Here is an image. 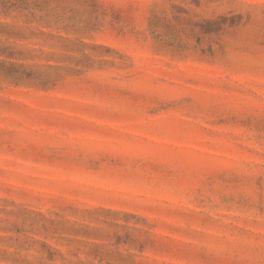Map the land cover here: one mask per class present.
I'll use <instances>...</instances> for the list:
<instances>
[{
	"label": "rangeland",
	"instance_id": "obj_1",
	"mask_svg": "<svg viewBox=\"0 0 264 264\" xmlns=\"http://www.w3.org/2000/svg\"><path fill=\"white\" fill-rule=\"evenodd\" d=\"M0 264H264V0H0Z\"/></svg>",
	"mask_w": 264,
	"mask_h": 264
}]
</instances>
